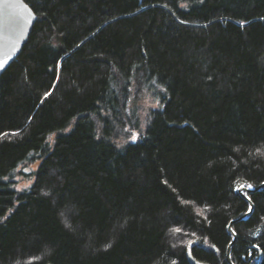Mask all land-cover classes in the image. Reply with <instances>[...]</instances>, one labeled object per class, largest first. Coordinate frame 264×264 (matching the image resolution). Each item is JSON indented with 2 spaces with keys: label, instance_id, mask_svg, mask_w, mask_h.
<instances>
[{
  "label": "trees",
  "instance_id": "1",
  "mask_svg": "<svg viewBox=\"0 0 264 264\" xmlns=\"http://www.w3.org/2000/svg\"><path fill=\"white\" fill-rule=\"evenodd\" d=\"M22 1L0 264H227L237 189L264 182V0ZM247 197L230 260L264 264V187Z\"/></svg>",
  "mask_w": 264,
  "mask_h": 264
},
{
  "label": "water",
  "instance_id": "2",
  "mask_svg": "<svg viewBox=\"0 0 264 264\" xmlns=\"http://www.w3.org/2000/svg\"><path fill=\"white\" fill-rule=\"evenodd\" d=\"M36 21V16L31 9L22 0H0V61H7L0 74L11 64V62L19 55L23 45L26 43L32 27ZM264 187V182L256 187H239L238 195L247 202L248 210L236 220L228 223L227 231L232 237V241L226 249L225 260L227 264H232L230 260V248L235 240V234L231 229V224L235 221L246 218L252 211V203L247 194L259 190ZM251 209V211L249 210ZM191 261V264H201Z\"/></svg>",
  "mask_w": 264,
  "mask_h": 264
},
{
  "label": "snow or ice",
  "instance_id": "3",
  "mask_svg": "<svg viewBox=\"0 0 264 264\" xmlns=\"http://www.w3.org/2000/svg\"><path fill=\"white\" fill-rule=\"evenodd\" d=\"M7 63V61H0V69H3L4 68V66H5V64ZM47 95H50V93H46V96ZM137 135L138 134H133V136H132V140L133 141H135L136 139H137ZM247 187V188H251L252 186L250 185V184H247V185H241V187ZM250 211H251V209H249Z\"/></svg>",
  "mask_w": 264,
  "mask_h": 264
},
{
  "label": "rangeland",
  "instance_id": "4",
  "mask_svg": "<svg viewBox=\"0 0 264 264\" xmlns=\"http://www.w3.org/2000/svg\"><path fill=\"white\" fill-rule=\"evenodd\" d=\"M142 106H143V108H145V110H146L148 107L153 108V107L155 106V103L150 102V101H149V102H148V101H145V102L143 103ZM145 110H144V111H145ZM144 111H143V112H144ZM143 112H142V113H143Z\"/></svg>",
  "mask_w": 264,
  "mask_h": 264
}]
</instances>
